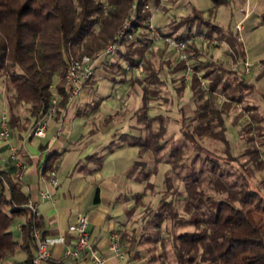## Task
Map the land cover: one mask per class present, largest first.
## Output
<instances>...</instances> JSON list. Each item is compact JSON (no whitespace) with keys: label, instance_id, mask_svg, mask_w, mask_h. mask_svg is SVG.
Wrapping results in <instances>:
<instances>
[{"label":"trees","instance_id":"obj_1","mask_svg":"<svg viewBox=\"0 0 264 264\" xmlns=\"http://www.w3.org/2000/svg\"><path fill=\"white\" fill-rule=\"evenodd\" d=\"M151 1L0 0V79L3 78L6 84L12 135L17 131L20 137V116L16 110L21 106L27 107L30 116L35 119V126L49 109L52 98L58 95L56 118L59 119L66 110L68 100V61L103 50L128 19L131 28L124 45L129 42L125 46L130 52L121 53V59L128 66L137 65L152 43L147 34L153 15L149 6ZM213 1L217 8L228 0ZM154 2L159 3L160 0ZM261 20L264 24V13ZM194 23H197L195 28ZM183 24L181 32L177 30L173 33L175 39L195 35L207 37V41L201 40L186 47L188 57L193 60L190 80L184 81L186 75L181 74L186 73L187 67L184 61L178 59L169 60V65L158 70L144 63L143 78L134 76V79L127 80L131 85L132 80H139L143 86L142 106L135 111L137 121L143 127L138 134L124 135L126 141L118 146L138 147L141 158L150 153L157 164L166 154L168 159L165 163L169 169L165 184L168 190H173L172 194L178 195L176 199L164 197L159 200L158 209L150 219L152 234H148L146 239L155 245L161 244L162 264H264L263 181L253 184L251 178L244 174L237 175L208 150L204 154L205 147L201 144L204 139L223 144L226 159L229 157L225 163L243 155L239 152L234 156L238 148L235 150L228 140L226 127V118L244 102V95H252L255 90V82H251L244 73L240 74L238 69L231 68L245 58L243 41L238 30L235 32L205 19L202 11L196 8L194 15ZM214 40H220L229 47L230 64L225 65L208 55L205 46L213 47ZM112 56L105 58L101 64L104 65ZM120 66L123 75L128 73L123 64ZM170 78L175 95L168 91L167 101L174 105L176 98L179 102L173 120L180 123L182 138L178 145L174 142L167 146L168 121L174 117L171 115L173 110L169 107L164 111L161 105L155 104L152 106L160 111L150 117L149 108L151 100L159 99L157 87L161 84L167 86ZM92 82L93 79L89 84ZM149 85L152 88H148ZM187 89L190 90V102L183 105L180 99ZM257 107H246L251 116L241 111L232 118L235 125L241 126L240 147L245 148L244 155L264 175V141L257 142L263 136L260 128L264 127V115L251 112ZM191 149L195 150V155L189 164L187 159L190 154L187 153ZM52 157L47 158L46 166ZM157 171V165L146 170L137 163L128 172L138 182L145 183L144 191L134 196L133 209L147 204V191L154 187L150 178ZM136 172L139 173L136 175ZM173 175L179 182L177 187L173 183ZM0 183V264H14L12 260L20 251L26 253L27 263L35 247L33 214L27 206L31 197L24 191V184L15 167L13 173L0 168ZM179 185L184 191L177 190ZM178 201L183 202L187 216L178 221L192 230L178 234L168 230L164 233V223L177 224ZM15 222H21V238L12 231ZM38 225L42 229L40 217ZM134 232L135 229L130 236L131 247L140 242Z\"/></svg>","mask_w":264,"mask_h":264},{"label":"rangeland","instance_id":"obj_2","mask_svg":"<svg viewBox=\"0 0 264 264\" xmlns=\"http://www.w3.org/2000/svg\"><path fill=\"white\" fill-rule=\"evenodd\" d=\"M154 1L155 0H152L149 5L153 15L147 29V34L152 38V43L145 50L141 57V61L132 67L126 65V63L122 61L121 53L129 51L125 46L128 45L129 42H125L124 45V40L127 37L126 35L119 48L121 52H116L109 61L100 68L101 70H99L97 75L93 78L92 83H95V86L94 90L92 89L93 91H91L88 96V101H81L80 105H77L81 115L65 121L64 132L70 134L74 143L71 145V150L66 152L61 167V174L63 177L70 175L73 172L75 163L80 160H83L85 164L88 163L87 166L89 169L95 170L90 178L97 182V185L103 192L104 198L111 200L113 202L112 206H123L125 209L127 208L130 210L126 218H129L130 226L135 227L133 235L137 236L140 240L136 246V250L138 251L135 254L137 257L144 259V263L146 264H162L163 260L161 244L157 243L155 245L146 239L148 234H152L150 219L158 209L159 200L161 198L176 199L178 195L172 194L173 190H168L165 184V176L169 169L168 164L165 163L168 159L166 154H163L161 163L157 164L156 159L150 153H146L141 158L138 147L129 145L123 147L117 146L126 141L124 135L138 134L143 127L138 123L137 117L135 116V111L142 106L143 86L139 80H132V85L127 80L134 79V76L143 78L144 73L142 70L144 63L158 70V68L169 65V60H181L176 50L177 48L174 47L169 40H176V42L179 41L184 43L182 53L186 55V59L182 61H184L187 71L185 74L181 75H186L184 81L190 80L193 72L191 65L193 60L188 57L186 47L188 44L200 42L201 40L207 41V37L205 35H195L177 40L173 33L177 30L181 32L184 29V21L187 20L189 16L194 15L195 8L202 11L205 19L213 20L214 23L222 25L225 28H230L235 32H237V30L239 31L245 49V58L241 59L240 63L233 64L231 68L238 69L239 73L242 74L241 69L244 63H249L251 65V73L248 75V78L251 79V82H255L253 94L248 95L246 93L244 95V102L234 109L230 117L226 118L227 138L235 150L238 148V150L234 152V156H237L239 152H242L243 155H238L236 160L225 163L226 160H229V157L226 159V155L223 152V144L214 142L210 139L201 141V144L205 147L204 154H206L208 150L212 156L219 158L226 167L237 175L241 176L244 174L251 178L253 184L258 183L259 180L264 183L263 173H260L254 164L249 161L250 159L244 155L245 148L243 149L240 147L241 126L235 125L232 118L241 113V111L251 116L250 113L246 111V107H249V105L258 106L257 110L254 109L251 110V112L255 111L257 114L264 115V24H261V15L264 13V0H228L226 4L217 8L213 0H160L159 3ZM196 24H193L194 28ZM242 25L243 28L238 29V27L241 28ZM151 26L155 30H153ZM162 32H171V35H164ZM167 38L169 40H166ZM213 43V47L207 48V45L205 46L208 55L225 65L230 64L232 58L228 54L229 47L220 40H214ZM131 48L133 49L134 47ZM164 59L166 60L165 62ZM120 64L126 67L128 73L123 75ZM189 68H191L190 72ZM179 74L176 75L179 76ZM113 78L117 81L113 80ZM5 85L4 79L1 78L0 117L4 111L10 115ZM173 85L172 79L170 78L167 86L164 87L163 84H161V86L157 87L159 92L156 95L159 96V99L157 101L151 100V107L149 108L150 117L157 115L160 111L157 107L152 106L155 104L156 106L161 105L160 108L164 111L169 109V107L173 110L171 115L174 117H171L172 119L168 121V133L166 134L167 146L172 145L174 142L178 145L182 138L179 129L180 123L173 120V118H176L175 113L179 102L176 98L174 105L170 100L167 101V98H169L168 91L173 96L175 95ZM148 88L152 87L149 85ZM190 96V90L187 89L180 99V102L183 105L187 102L189 103ZM102 100H104V102L101 104ZM100 104L101 106H99ZM16 113L20 116V132H22L26 126L32 123L33 117L30 116L27 107H19ZM255 113L253 112L252 114ZM74 114L76 115V111ZM26 116L30 121L27 120ZM51 124L52 122L50 121L47 133L50 130ZM30 128L31 125L28 130H26V134L30 133ZM16 132L17 131L11 136V140L14 145L15 143L19 145L20 143L18 144L19 141L17 140L19 136ZM260 132H263V136L258 139L257 142L259 144L261 141H264V127L260 128ZM42 141L45 140L36 136L33 138V143L36 147H38ZM189 154L190 157L187 159V162L190 164L195 155V150L191 149V152L187 153V155ZM158 157L160 158V155ZM137 163L139 167H144L146 170L157 165L158 171L156 175L150 178L154 187L147 191L145 197L147 204L133 209L134 196L138 193H142L145 188V183L138 182L134 177L128 174L129 170ZM82 165L81 163L79 167ZM138 173L139 172H136V175ZM173 183L176 187L179 184L175 176L173 177ZM262 187H264V185ZM1 189L2 185L0 183V190ZM177 190L184 191L183 186L179 185ZM117 200L119 202H117ZM176 204L179 212V217L176 218L177 224L172 225L173 222L164 223L162 231L164 233L168 230H174L176 234L184 230H192L190 227H184L178 221L182 217L187 216L183 210V202L178 201ZM17 224L18 223L15 222L12 225V231L14 233L17 232ZM169 253L171 254V251ZM23 259L24 254H20L19 252L12 261L20 262Z\"/></svg>","mask_w":264,"mask_h":264},{"label":"crops","instance_id":"obj_3","mask_svg":"<svg viewBox=\"0 0 264 264\" xmlns=\"http://www.w3.org/2000/svg\"><path fill=\"white\" fill-rule=\"evenodd\" d=\"M242 28L243 25L240 29ZM102 66L103 64H99L94 77ZM94 86L95 83H90L64 116L61 115L59 119L56 118L51 121L52 124L47 136L41 138L45 141H42L38 147L33 143L35 137L33 135L35 119L33 118L32 123L20 132V137L17 139L18 144H20L16 145L15 143L18 148L20 165L11 160L8 142L0 139V168L13 173L15 167L24 184V191L30 195L31 200L40 203L39 210L44 236L63 238V242L49 246L52 257L43 264H94L88 255L75 261L66 256L67 248L76 242L75 234L70 231L69 226L76 223L80 214H86L89 217L90 243L105 258V264H146L144 259L136 256V248H133L136 247L135 244L131 247L130 236L135 227L130 226V220L126 218L130 210L123 206H112L113 202L104 198L97 182L90 178L95 170L89 169L88 163L85 164L83 160H80L75 163L70 175L63 177L61 174L62 160L66 152L71 150V145L74 142L70 134L65 132L59 138L56 137L60 119L63 117L65 122L80 116L77 107L81 101H88V96L94 90ZM103 102L104 100L101 101V104ZM75 111L76 115L74 114ZM27 120L30 119L27 118ZM30 125V133L26 134ZM10 142L13 144L12 140ZM49 156L53 157L46 166V160ZM81 163L83 164L82 168L79 167ZM50 170H55L58 174L59 184L56 187L51 183ZM97 189H99V198H97ZM46 191L51 192L53 196L43 201L41 192ZM118 200L117 202H119ZM20 227L21 222H18L15 234L21 238ZM116 235L121 238V254L113 248ZM21 253L24 254V259L20 262H14V264L24 263L27 259L26 253L20 251Z\"/></svg>","mask_w":264,"mask_h":264},{"label":"built area","instance_id":"obj_4","mask_svg":"<svg viewBox=\"0 0 264 264\" xmlns=\"http://www.w3.org/2000/svg\"><path fill=\"white\" fill-rule=\"evenodd\" d=\"M131 28V21L125 20L115 39L110 42L103 50L96 52L93 55H87L82 58H71L68 61V67L66 72V90L68 94L66 110L63 113V116L67 111L75 104V102L82 95L83 90L89 85V82L93 79L95 71L101 62L109 57L114 55L120 48L124 37L127 35L128 31ZM151 28L155 30L152 26ZM238 29H240L238 27ZM166 40H169L168 38ZM174 47H176L177 52L179 53V58L181 60L186 59V55L182 53V48L184 46L183 42L176 40H169ZM189 64V63H188ZM264 68V66H263ZM191 68H189V72ZM242 73L245 75H250L251 65L247 62L244 63ZM59 100L60 97L55 95L52 98L51 105L44 116L40 117L34 128L33 135L40 138H45L47 136L49 122L55 120L57 117L59 109ZM64 118L60 119L57 138L62 136L65 131ZM12 130L10 125V119L7 112H3L0 117V139L7 141L9 144V154L11 160L15 161L20 165V158L18 157V148L13 145L11 141ZM49 176L51 183L54 187L58 186L59 179L58 174L55 170H50ZM53 196L51 192H41V199L48 200ZM30 211L33 214V229L32 237L35 243L33 249V256L29 262L21 264H43L52 257V253L49 249L50 245L63 242V238H48L43 234L42 229L38 225V219L41 216L39 206L40 203L36 200H30L27 205ZM89 227V217L86 214H80L77 218L76 223L69 226L70 231L75 234L76 242L73 246H69L66 250V256L70 260H78L86 255L90 257L94 264H105V258L101 256L97 250L90 243V234L88 231ZM120 236L116 235L114 239L113 248L116 252L121 254L122 246L120 241Z\"/></svg>","mask_w":264,"mask_h":264}]
</instances>
